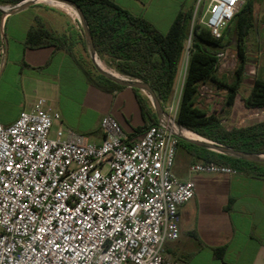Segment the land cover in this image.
<instances>
[{
	"label": "built area",
	"instance_id": "obj_1",
	"mask_svg": "<svg viewBox=\"0 0 264 264\" xmlns=\"http://www.w3.org/2000/svg\"><path fill=\"white\" fill-rule=\"evenodd\" d=\"M244 0H196L193 17L221 38ZM127 134L106 114L104 139L57 126L41 96L11 124L0 123V264H182L164 244L180 235L179 206L191 178L173 172L176 116ZM188 172L236 174L228 165L191 164Z\"/></svg>",
	"mask_w": 264,
	"mask_h": 264
},
{
	"label": "crops",
	"instance_id": "obj_2",
	"mask_svg": "<svg viewBox=\"0 0 264 264\" xmlns=\"http://www.w3.org/2000/svg\"><path fill=\"white\" fill-rule=\"evenodd\" d=\"M114 1L145 17L162 32L169 29L180 11H193L194 15L196 3V0ZM247 1L244 0L225 28V39L230 42L222 51L237 53V37L242 32L246 36L248 52L253 46V51L260 54L258 61H261L264 60V0H250V14L244 10ZM35 15L39 12L30 5L6 16L3 21L0 123L11 124L23 108L43 96L60 113L56 127L73 128L90 141L100 143L104 139L101 119L106 114L113 116L127 134H142L143 131L136 129L143 127L145 121L133 87L106 92L90 84L75 60L79 57L72 47L75 57L64 48L24 45L31 25L27 18ZM231 67L234 69L235 65ZM184 71L182 60L176 88L179 81L183 82ZM222 73L221 77L225 75ZM219 90L213 84H203L199 99L205 97L209 102L208 98L214 97V93L220 94L221 100L225 99L226 91ZM237 100L238 96L234 105ZM253 108L262 109L263 119L264 109L246 107ZM199 161L179 145L173 172L181 180L191 178L195 194L179 206L180 235L176 240L165 242V252L182 264H264V178L241 172L190 174L189 166Z\"/></svg>",
	"mask_w": 264,
	"mask_h": 264
},
{
	"label": "trees",
	"instance_id": "obj_3",
	"mask_svg": "<svg viewBox=\"0 0 264 264\" xmlns=\"http://www.w3.org/2000/svg\"><path fill=\"white\" fill-rule=\"evenodd\" d=\"M22 0H0V5H15ZM82 9L89 25L98 56L111 59L120 73L147 82L156 92L163 106L172 97L180 71V65L188 48L189 56L181 86L180 100L176 114L177 123L202 137L225 146L250 153H264V118L249 125L226 127L209 109L199 104L200 87L213 84L225 90V105L232 107L239 95L248 61L246 36L237 37L238 65L234 68L232 80L218 74L220 57L230 42L225 35L215 38L210 30L197 22L191 29L193 11H180L166 32L160 31L153 23L141 15H136L121 7L114 0H74ZM203 5L199 13L203 12ZM244 10L252 11V2L247 1ZM2 13L0 11V27ZM27 30L24 45L37 48L54 46L66 49L74 57L66 33L59 34L49 27L39 15ZM189 45L187 46V42ZM1 49V30H0ZM83 70L87 81L97 88L112 92L125 86L120 85L96 68L75 58ZM139 102L145 125L137 128L144 131L158 122L157 114L148 97L138 88H133ZM246 107L264 109V78L257 76L247 96L243 97ZM183 142V143H182ZM197 160L213 161L228 165L238 172L264 178V162H256L229 154L216 152L184 140H179Z\"/></svg>",
	"mask_w": 264,
	"mask_h": 264
},
{
	"label": "rangeland",
	"instance_id": "obj_4",
	"mask_svg": "<svg viewBox=\"0 0 264 264\" xmlns=\"http://www.w3.org/2000/svg\"><path fill=\"white\" fill-rule=\"evenodd\" d=\"M33 5L39 12V15L43 18L45 25L49 27L50 29L55 30V32L59 34L66 33L69 38L71 47L74 49L79 59L87 63L86 65L89 67H92V65L94 66L89 50L87 48V43L85 40L83 27H82L80 20L79 19L73 20L63 10L57 7L48 5L44 2H38ZM195 13H196V17L195 18L192 17V20H191V29L193 25L197 22L200 16L199 10ZM27 21H30L29 23L31 24L35 23L34 18H31L29 16L27 18ZM3 30H4V27H3ZM188 45H189V41L187 42V46ZM250 49L251 51L248 52V61L245 67L243 84H242V87L238 95L237 103L236 105H234V107H227L225 105V99L221 100L220 94H217V93H214V97L208 98L209 102L205 101L206 99L205 97L198 99L199 104L202 107L209 109L210 112H213L214 114H216V116L221 120V123L228 128L233 127V126L249 125L251 123H254L260 120L263 117L262 109H257V108L246 109L244 102H243V97L249 92L251 85L253 84L254 78L257 76H261L264 78V60L258 61L260 60L258 58L260 54L253 51L254 50L253 46H250ZM188 56H189V51L187 48L185 50L184 57H183L185 68H186ZM99 59L105 62L106 66H108L109 68L111 69L115 68L109 57L107 56H105L104 58L99 57ZM238 63H239V59H238L236 52L223 51L220 57L218 74L221 75V72H223L222 75L225 74L227 79L232 80L234 78L235 69H233L231 66L235 65L236 67ZM114 70H116V68ZM121 74L127 77H130V78H135V77L123 74V73ZM181 86L182 84L179 81V85L175 89L172 97L167 103H165V106L168 108H171V111L173 114H175V116L178 110ZM142 92L147 96V94L144 91ZM147 97L152 107L154 108L153 101L151 100L149 96ZM54 127L56 126L54 125Z\"/></svg>",
	"mask_w": 264,
	"mask_h": 264
},
{
	"label": "water",
	"instance_id": "obj_5",
	"mask_svg": "<svg viewBox=\"0 0 264 264\" xmlns=\"http://www.w3.org/2000/svg\"><path fill=\"white\" fill-rule=\"evenodd\" d=\"M61 2H64L66 4L72 5L73 7H75V9L78 12L79 15V20L82 24L83 27V31H84V36H85V40L87 43V48L89 50L90 56L92 58L94 67L96 68V70L104 75L105 77L109 78L110 80L123 85V86H128V87H133V88H138L141 91L147 90L151 93V99L153 101L154 104V108H155V112L157 114L158 119H164L166 117H169V113L165 110L164 106L161 104V101L159 99V97L157 96L156 92L154 91V89L151 87V85L147 82H144L140 79L137 78H130V77H118L115 76L113 74H111L110 72L100 68L96 61H95V56H98V53L96 51V48L94 46V42H93V38L91 35V31L89 28V25L86 21V18L82 12V9L80 8V6L74 1V0H58ZM38 2H42L41 0H22L20 2H18L15 5H8L9 8L7 10H5L3 8L4 5H0V11L2 13V21H1V35L3 34V21L5 19L6 16L16 13L18 11H21L22 9L33 5L35 3ZM177 123V122H176ZM178 127H182L177 123ZM175 135L177 137H179L180 139L199 145V146H203L205 148H208L210 150L216 151V152H220V153H224V154H229L235 157H240V158H244V159H248V160H252V161H256V162H264V153H250V152H244L238 149H234L228 146H225L221 143L215 142L213 140H210L208 138H206L207 140H196V139H190L188 137H185L183 135H181L178 130L174 131Z\"/></svg>",
	"mask_w": 264,
	"mask_h": 264
},
{
	"label": "bare ground",
	"instance_id": "obj_6",
	"mask_svg": "<svg viewBox=\"0 0 264 264\" xmlns=\"http://www.w3.org/2000/svg\"><path fill=\"white\" fill-rule=\"evenodd\" d=\"M42 2L48 4V5H51V6H54V7H57L61 10H63L65 13H67L71 19L73 20H77L79 19V15H78V12L77 10L75 9V7H73L72 5H69V4H66L64 2H61V1H58V0H41ZM3 8L5 10H7L9 8L8 5H4ZM95 61L97 63V65L110 72L111 74L115 75V76H118V77H126L125 75H122L121 73H119L118 71L114 70V69H111L109 68L108 66H106L105 62H103L101 59H99L98 56H95ZM144 92L147 94V96L151 97V93L147 90H144ZM152 100V99H151ZM178 132L185 136V137H188L190 139H196V140H207L205 137H202L200 136L199 134H197L196 132L190 130V129H187L185 127H178ZM208 141V140H207Z\"/></svg>",
	"mask_w": 264,
	"mask_h": 264
}]
</instances>
